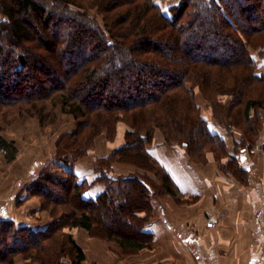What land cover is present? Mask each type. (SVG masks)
<instances>
[{
    "label": "trees",
    "instance_id": "1",
    "mask_svg": "<svg viewBox=\"0 0 264 264\" xmlns=\"http://www.w3.org/2000/svg\"><path fill=\"white\" fill-rule=\"evenodd\" d=\"M94 8L103 24L90 16ZM198 95L229 136L241 133L235 150L255 144L264 110V0H179L165 12L154 0H0V108L59 97L67 113L84 119L70 135L76 156L54 159L64 175L46 172L25 187L44 210H60V219L44 231L1 221L0 264H15L18 254L64 264L67 252L57 246L64 228L85 230L124 253L152 248L146 227L154 197L179 193L151 154L157 133L196 164L214 155L226 175L243 182L246 172L211 131ZM118 125L126 129L123 145L95 168L94 182L105 189L86 199L92 183L66 164L86 156L101 134L112 141ZM114 164L143 173L113 177ZM66 242L72 263L84 264L82 248L70 235Z\"/></svg>",
    "mask_w": 264,
    "mask_h": 264
},
{
    "label": "crops",
    "instance_id": "2",
    "mask_svg": "<svg viewBox=\"0 0 264 264\" xmlns=\"http://www.w3.org/2000/svg\"><path fill=\"white\" fill-rule=\"evenodd\" d=\"M261 115L264 123V110ZM208 122L211 131L227 141L230 154L236 157L240 168L246 172L244 181H239L231 174L226 175L214 155L208 154L207 164L198 165L189 159L184 150L166 145L162 136L156 134L155 144L150 148L151 154L170 172L179 193L177 196H164L159 191L154 197L152 218L146 227L154 235L152 248L124 253L112 242L89 236L88 243H95L92 244L95 248L87 251L91 253V263L264 264L263 135L259 134L254 145L248 143L247 146L235 150V140L239 142L241 135L236 132L229 136L217 122ZM118 130L112 141L107 139L105 133L96 139L95 147L86 155L90 160L83 158L73 163V171L79 179L92 183L85 195L86 199H96L105 189L102 183L94 182L98 177L95 173L96 161L123 145L126 129L121 126ZM0 145L9 147L4 140H0ZM0 154L6 155L7 151L0 148ZM10 154L9 162L14 163L13 153ZM49 163V160L43 161L33 171L23 167L24 173L20 172V175L27 177L16 183L15 191H12L14 186H10L0 196V222L10 220L18 227L46 230L52 220H31L30 211L25 210V205L21 206L20 203L33 202L35 198L24 187L28 184V176L35 179L39 176V170ZM131 173L143 171L133 165L123 164H114L111 171L113 177L129 176ZM92 174L94 177L91 178ZM152 193L154 194L153 191ZM17 204L19 207L16 210L13 207ZM72 231V235L76 232L78 235L87 232L78 228ZM84 257V264H88L86 254ZM26 262L36 264L29 260Z\"/></svg>",
    "mask_w": 264,
    "mask_h": 264
},
{
    "label": "rangeland",
    "instance_id": "3",
    "mask_svg": "<svg viewBox=\"0 0 264 264\" xmlns=\"http://www.w3.org/2000/svg\"><path fill=\"white\" fill-rule=\"evenodd\" d=\"M154 1H156V3H158L163 8L164 12L171 5H175L179 2V0ZM89 14L91 17H97L101 24L104 23L103 17L101 16L97 8L89 10ZM57 98L55 97V100L47 104L39 102L35 107H31L30 105L14 106L13 108H0V140H4L7 144H9V147L8 145H0V148H4L7 151L6 155L0 154V196L5 194L10 186H14L12 188V191H15L16 183L27 177L26 175H20V172L24 173V170H22L24 166H26L29 171H33L34 168L38 165H41L43 161L48 162L49 160L51 162L48 164L49 169L44 170V167V169L39 170L38 174L40 177H42V174L49 172L53 173V175L57 177L58 173L64 175L62 172L64 170L61 167L62 165L60 166V164H57V161H55L56 163H54V158L60 159L62 156H64L63 154H69L67 156L70 157L72 155L76 156V154L73 153H77L79 151V145L77 141L75 139H72L70 135L76 130V128L78 127L77 125L81 121H84V119L82 117H79L77 119V117L75 118L72 114L67 113L69 112V108L65 107L62 104V101ZM197 98L198 103L201 106L200 110L202 114L206 116L208 120L217 122L213 116L214 112H212L209 105L204 102L202 98H199V95L197 96ZM225 100L228 101L229 99L225 97L224 101ZM94 118L92 119L93 122H95ZM261 124L262 135L264 129L263 121ZM119 126L121 127L122 125H118L116 127L117 130L120 128ZM86 134H88V131H86ZM158 134L162 136L161 133H157V135ZM9 152L13 153L12 160H15L14 163L12 161L9 162L11 160H9L8 158L11 155ZM86 157L87 156L80 157L79 159L83 160L84 158L86 160H90ZM97 164L98 161H96V165ZM66 167H73V164L69 161L66 164ZM39 176H36L35 179L32 176H28V180L26 182L28 184L25 183L26 185L24 187L34 182L35 180H40ZM92 177H94L93 174L91 175V178ZM31 195L35 198L33 199V202H31V204L20 203L21 206L25 205V210L27 209L28 211H30L29 214H31V220L35 222H46L50 219L52 220L50 223H53L57 219H60V210L56 212V215L54 216L50 212V209L54 207L53 205L46 206V209L44 210L43 201H41V199H39L33 193H31ZM17 207H19V204H17V206H14L13 208L17 210ZM34 207H36L37 209H34ZM72 232V229L64 228L60 230V233L58 234L57 239H59L60 241L57 244V246H59L58 251L60 252L62 248L65 252H67L66 255H61L60 260H62L64 264H73L72 262L74 260V256L72 254L70 255L71 245H67L66 242L67 236L70 235L77 244L81 245L83 253L84 255L86 254V257L88 259V264H95L90 262L91 253L87 252L95 248L92 245L94 242H89L90 244L88 243V237H92V235L88 232H84L79 235L78 232H76L74 233V235H72ZM27 260L28 259H26L23 254H18L14 257L15 264H19L20 261H23L22 263L25 264L30 263L26 262ZM31 263L40 264L36 261H31Z\"/></svg>",
    "mask_w": 264,
    "mask_h": 264
},
{
    "label": "built area",
    "instance_id": "4",
    "mask_svg": "<svg viewBox=\"0 0 264 264\" xmlns=\"http://www.w3.org/2000/svg\"><path fill=\"white\" fill-rule=\"evenodd\" d=\"M262 135H263V138H264V129H263V133H262Z\"/></svg>",
    "mask_w": 264,
    "mask_h": 264
}]
</instances>
